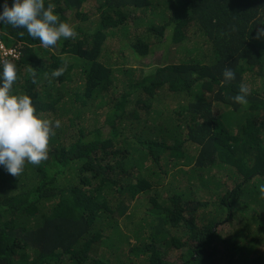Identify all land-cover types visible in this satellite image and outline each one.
<instances>
[{
  "label": "trees",
  "instance_id": "trees-1",
  "mask_svg": "<svg viewBox=\"0 0 264 264\" xmlns=\"http://www.w3.org/2000/svg\"><path fill=\"white\" fill-rule=\"evenodd\" d=\"M44 2L74 37L0 25L12 94L60 122L46 160L0 167V264H264V0Z\"/></svg>",
  "mask_w": 264,
  "mask_h": 264
},
{
  "label": "clouds",
  "instance_id": "clouds-1",
  "mask_svg": "<svg viewBox=\"0 0 264 264\" xmlns=\"http://www.w3.org/2000/svg\"><path fill=\"white\" fill-rule=\"evenodd\" d=\"M0 25L25 29L46 49L75 35L68 23L59 21L53 5L45 8L44 0H13L11 7L5 2L0 11ZM255 38L264 40V27L257 29ZM63 71L54 70L51 77H59ZM222 76L224 82L235 79L234 71L228 67ZM17 78L16 65L0 61V167L14 177L21 175L26 163L38 166L48 158L50 138L55 135L54 129L60 127L59 121L39 118L30 96L12 94ZM248 95L249 89L242 84L239 94L232 99L237 104H247ZM259 199L264 201V185L259 187Z\"/></svg>",
  "mask_w": 264,
  "mask_h": 264
},
{
  "label": "built area",
  "instance_id": "built-area-1",
  "mask_svg": "<svg viewBox=\"0 0 264 264\" xmlns=\"http://www.w3.org/2000/svg\"><path fill=\"white\" fill-rule=\"evenodd\" d=\"M19 57L16 46L8 44L7 41L0 36V61H15Z\"/></svg>",
  "mask_w": 264,
  "mask_h": 264
},
{
  "label": "rangeland",
  "instance_id": "rangeland-1",
  "mask_svg": "<svg viewBox=\"0 0 264 264\" xmlns=\"http://www.w3.org/2000/svg\"><path fill=\"white\" fill-rule=\"evenodd\" d=\"M191 43V42H190ZM166 48H168V52H169V54L170 55H172L173 54V51L171 50V49H174V47H171V46H165V49ZM161 50V49H160ZM160 50H157V52H159ZM164 51V50H163ZM153 52H155L154 50H153ZM167 54V53H166ZM132 64V63H131ZM137 64H135V65H133V67L134 68H136L137 66H136ZM170 99V98H169ZM169 99H166L164 102L162 101V103H159V102H157L156 103V105L158 106V105H164L163 106V108L165 109V108H168V109H171L172 107H173V105H172V103H170V101H169ZM166 104V105H165ZM200 196H201V193H200ZM142 208H144V204H142V206H141ZM141 207H138V208H141ZM178 259V258H177ZM170 263H176L177 261H175V258L174 257H172V258H170L169 260H168Z\"/></svg>",
  "mask_w": 264,
  "mask_h": 264
}]
</instances>
